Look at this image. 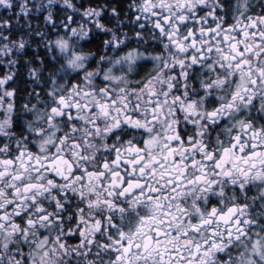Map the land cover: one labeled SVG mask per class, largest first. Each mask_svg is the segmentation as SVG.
Wrapping results in <instances>:
<instances>
[{
	"label": "snow or ice",
	"instance_id": "snow-or-ice-1",
	"mask_svg": "<svg viewBox=\"0 0 264 264\" xmlns=\"http://www.w3.org/2000/svg\"><path fill=\"white\" fill-rule=\"evenodd\" d=\"M0 264H264V0H0Z\"/></svg>",
	"mask_w": 264,
	"mask_h": 264
}]
</instances>
